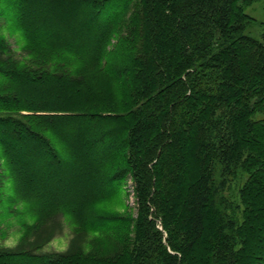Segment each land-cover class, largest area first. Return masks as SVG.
Masks as SVG:
<instances>
[{
    "label": "trees",
    "instance_id": "16d2710c",
    "mask_svg": "<svg viewBox=\"0 0 264 264\" xmlns=\"http://www.w3.org/2000/svg\"><path fill=\"white\" fill-rule=\"evenodd\" d=\"M244 1L12 0L14 25L33 59L28 65L3 55L0 41V110L45 111L56 91L62 101L53 111L84 123L76 147L95 154L88 165L137 164L138 215L67 210L76 232L112 238L114 255L0 251V264H264V121L249 118L264 102V47L241 34L252 22ZM58 50L78 67L43 68L41 60ZM27 116H0L2 153L18 174L24 156L50 145L45 135L55 124L45 128L43 115ZM27 138L35 142L21 148ZM125 146L130 158L121 154ZM58 156L50 158L66 161ZM240 167L248 177L236 223L222 214L221 188ZM122 172L101 181L115 184L114 194ZM157 219L173 253L158 230V238L147 233Z\"/></svg>",
    "mask_w": 264,
    "mask_h": 264
},
{
    "label": "rangeland",
    "instance_id": "374dc122",
    "mask_svg": "<svg viewBox=\"0 0 264 264\" xmlns=\"http://www.w3.org/2000/svg\"><path fill=\"white\" fill-rule=\"evenodd\" d=\"M239 4L244 14L252 20L242 29L241 34L263 44L264 47V0H245L244 3ZM17 16L12 0H0V41H3L2 50L5 51L3 55L12 56L19 63L27 62L30 65L33 58L24 50L25 36L14 25ZM73 18V13H69L68 22H71ZM69 53L67 50H58L49 60H41V64L46 69H51L60 62L66 70L78 67L79 61ZM4 79L5 77L0 75V83ZM48 94L49 104L44 108L45 111L8 113L0 110V116L7 115L18 120L27 118L29 113L43 115L39 121L45 128H51V122H55L52 135L50 133L45 135L50 145L41 147L39 156L23 157L22 174L13 172L15 161L8 163L0 145V251H31L44 256L76 252L100 256L114 255L115 249L119 247L116 248L112 238L107 235L101 237L95 231L76 232L74 216L67 210L105 211L123 216L128 220H136L138 215L135 196L137 164L132 161L133 165L126 163L119 166L114 164L100 166V163L88 165V161L94 159L95 154L89 152L87 154L83 149L78 153L79 148L76 147L86 134L84 123L65 119L64 116H60L63 113L53 111L57 110L55 107L62 100H59L56 91ZM250 102L256 105L257 96H254ZM258 103L249 118L251 121L263 122L264 102ZM51 115L59 119L53 120L50 118ZM29 138L32 139V137ZM31 139H25L21 148L33 145L35 139ZM55 153L66 161L57 163V160L51 159L50 155ZM121 154L130 158L126 146ZM244 158L245 154H242L241 159L245 160ZM68 165L69 168H66ZM38 169L42 173H38ZM114 169L123 171L122 177L116 180L120 183L117 194H114L115 190H113L117 189L115 184L105 185L101 182ZM247 177L246 169L240 167L236 170L235 176H228L227 182L221 188L222 214L234 217L237 220L236 223H241L244 209L241 191L246 187ZM109 186L113 187V192L111 190V194L104 192L105 195L102 196V192L109 189ZM40 211L43 217L42 222L35 225L40 218ZM146 217L153 219L151 213ZM153 222L155 225L147 233L151 237H156L154 231L158 230L161 233L163 245L170 252L166 242L167 233L162 229L160 220H153ZM34 225L35 227L31 229ZM207 225L206 222L205 226ZM202 245L199 244L200 247L196 252L205 253V245L204 247Z\"/></svg>",
    "mask_w": 264,
    "mask_h": 264
}]
</instances>
